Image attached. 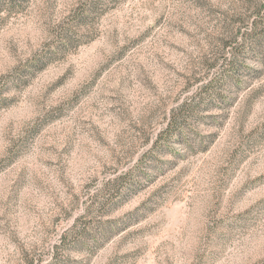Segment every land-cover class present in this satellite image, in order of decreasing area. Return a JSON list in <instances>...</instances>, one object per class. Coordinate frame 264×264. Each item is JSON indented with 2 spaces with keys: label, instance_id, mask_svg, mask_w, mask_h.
<instances>
[{
  "label": "rangeland",
  "instance_id": "1",
  "mask_svg": "<svg viewBox=\"0 0 264 264\" xmlns=\"http://www.w3.org/2000/svg\"><path fill=\"white\" fill-rule=\"evenodd\" d=\"M61 240L60 264H264V0H0V264Z\"/></svg>",
  "mask_w": 264,
  "mask_h": 264
},
{
  "label": "trees",
  "instance_id": "2",
  "mask_svg": "<svg viewBox=\"0 0 264 264\" xmlns=\"http://www.w3.org/2000/svg\"><path fill=\"white\" fill-rule=\"evenodd\" d=\"M257 22L254 23V25L256 24ZM262 36L258 33H256L255 31H253V33L251 34L250 38H249V48H247V52H253V54H255V57H256V54L259 55L261 53V50L259 48V45L261 44V41H262ZM258 52V53H257ZM229 65V68L227 71L224 72V75L223 76H220V77H215L213 78L210 83H208L206 89L202 92V97L203 99L201 100L202 102V105L203 107H205L209 102H211L212 100H216L217 97L220 96L221 94V90L225 87L226 84H230V85H234L235 87L239 88L240 87V84H237L238 82L240 83V81L237 79V62L236 60H231L230 63L228 64ZM31 68H34V65L31 64V66H29L28 69L31 70ZM249 73H253L252 71H249ZM249 73H247L246 76H249ZM219 90V91H218ZM181 110L183 111H180L179 112V116L181 117H184L186 112H187V109L184 110V108H182ZM189 111V110H188ZM190 112V111H189ZM188 112V114H189ZM179 120V119H178ZM173 126H176V125H173ZM182 128V125L180 124L178 126V128L176 130H180ZM171 130L174 132L171 134ZM171 130L169 129L168 131H166L164 135V138H166L168 141L172 136L173 134H177L178 132L175 131V128H171ZM171 134V135H170ZM180 135V134H178ZM170 137V138H169ZM163 144L161 145H158L157 147V151L159 152H162L164 151L165 147L162 146ZM157 146V145H156ZM131 176H128L120 185V187H122V185H126L124 187V189L122 191H118L120 193H117L116 195L119 196V198H123V195L126 194V190L128 188H130V183H131ZM129 185V186H128ZM117 197V196H116ZM85 235L84 234H81V238H84ZM79 237L77 235H74L73 237V241L71 243H69L70 246L72 247H75L78 246V244H80L79 242L81 241L80 239H78ZM65 245V241L64 240H61V243L58 247H56V250L55 251V256L53 257V260H50L49 263L47 264H60V259H61V256L59 254V249L61 248V246H64Z\"/></svg>",
  "mask_w": 264,
  "mask_h": 264
}]
</instances>
